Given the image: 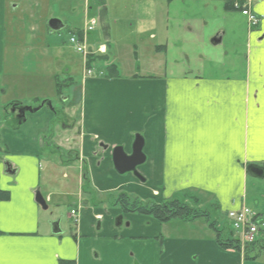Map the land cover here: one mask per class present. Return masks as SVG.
<instances>
[{
    "label": "crops",
    "instance_id": "1",
    "mask_svg": "<svg viewBox=\"0 0 264 264\" xmlns=\"http://www.w3.org/2000/svg\"><path fill=\"white\" fill-rule=\"evenodd\" d=\"M160 1L176 2V35L179 21L189 19L186 12L192 19L211 11L228 18L234 4H247L259 19L246 31L247 58L240 64L229 61L220 76L183 72L158 78L120 73L114 64L105 77L97 68L94 76L81 79L83 111L71 137L77 149L67 148L66 161L47 157L43 168L38 156L46 141L40 136L54 120L51 98L42 100L52 109L46 104L26 115L24 140L9 141L4 127L0 151L8 150L14 174H6L0 164V264H264L263 253L245 260L243 252L220 248L204 221L180 220L173 233L167 229L169 222L122 213L103 198L125 190L159 203L189 194L196 197L198 208L212 206L226 220L228 212L244 207L246 177L253 176L248 168L261 170L263 176L257 179L264 178V0ZM99 5L106 17L109 0H99ZM51 10L50 0H0V79L13 92L20 87L15 79L26 73L56 81L55 54L44 23L53 18ZM82 31L73 33L81 39ZM211 35V41L221 42L228 31ZM21 52L28 54L27 65ZM55 86V95L62 97ZM63 130L72 132L74 126L63 125ZM136 136L144 142L145 160L134 171L118 174L112 151L122 147L131 155ZM60 170L62 180L56 183L54 172ZM38 194L46 209L37 203ZM53 197L55 203L71 198L66 222L50 212ZM257 222V240L263 242L264 220L257 217Z\"/></svg>",
    "mask_w": 264,
    "mask_h": 264
},
{
    "label": "rangeland",
    "instance_id": "2",
    "mask_svg": "<svg viewBox=\"0 0 264 264\" xmlns=\"http://www.w3.org/2000/svg\"><path fill=\"white\" fill-rule=\"evenodd\" d=\"M50 1L51 16L59 19L63 25L61 30L47 33V44L55 54V71L58 74L56 81L53 83L49 76L26 73L24 78L15 79L20 87L18 86V89L13 92L9 84L5 82L6 79L4 77L0 79V136L2 129L8 128L6 138L9 141L24 140L28 132L27 128L14 125L16 124L14 118L9 116V111H5L10 103L16 101L23 106L35 109L43 102L42 98L48 97L52 100L56 114L49 129L40 136V140L46 141L45 148L41 150L42 154L38 156L41 168L48 161L47 157L53 161H66L67 148L77 149L71 137L78 130V120L81 111H83L80 99L84 60L82 54L76 53L68 41L71 36H76L73 32L85 30V25L89 20L94 19L96 26L93 31L85 32L86 44L93 51L98 46H95L96 43L104 44L108 48L105 56H94L91 76H94L93 72L100 68L106 77L109 65L111 67L116 65L117 71L120 73L149 74L158 78L176 77L177 74L183 72L220 76L228 70L225 66H228L229 61H237L240 64L241 60L247 58L245 36L250 25L247 17L241 15V11L238 9L233 10L234 13L232 16L230 14L228 18L222 15L221 11H211L192 19V14L186 12L190 20L179 21L181 30L176 35L175 1L167 4L166 1L160 0H147L148 3L145 0H109L106 17L102 14L103 8L99 5V0H89L90 8H87L88 0ZM50 19L48 17L44 20L45 26ZM221 29H227L228 35H225L219 44L212 45L211 38L216 33L211 34ZM188 30L191 32L189 33ZM106 34L109 37L106 38ZM228 51L229 53L226 55ZM27 56L28 54L24 55L26 65L28 63ZM29 72L32 71L29 70ZM25 82L29 83L27 89L22 88ZM57 83L60 85V92H62L60 98L55 95L54 91ZM64 102L72 108L65 107ZM34 114L36 113L33 112ZM63 125L74 126V130L72 132L71 130L65 131ZM4 152L0 151L2 166L10 164L8 150ZM72 154L75 155L74 152ZM72 161L75 164V160L72 159ZM49 165H47L49 168L54 169L50 162ZM75 165L77 166V164ZM54 175H57L54 182L59 183L62 180V170L54 172ZM121 192L127 193L125 190ZM121 192L103 196L108 207L120 209L118 206H113V202ZM127 194L138 198L130 193ZM70 199H63L59 203H55L53 197L52 202L48 203L50 212L54 211L57 218L61 217L66 222L67 213L71 207ZM175 199L176 196L168 200ZM177 199L184 200L182 197ZM196 200L194 195L188 194L184 201L192 204ZM163 201L166 200L161 202ZM148 202L154 201L148 199ZM243 206L264 220V178L257 179L247 175ZM206 212L211 221L221 225L219 230L223 234L229 233L231 228L227 219L225 220L220 213L215 212L212 206L206 209ZM177 222L183 223L174 219L167 224L169 232L176 233ZM69 223L70 221L68 222L70 226ZM261 225L264 228V222ZM233 234L234 238H241L240 231H233ZM262 253L264 255V252Z\"/></svg>",
    "mask_w": 264,
    "mask_h": 264
},
{
    "label": "trees",
    "instance_id": "3",
    "mask_svg": "<svg viewBox=\"0 0 264 264\" xmlns=\"http://www.w3.org/2000/svg\"><path fill=\"white\" fill-rule=\"evenodd\" d=\"M94 61V57H90L87 62V66L91 67ZM114 68H108L110 73ZM111 74H108L109 77ZM57 85L58 93H60V85ZM17 126V124H14ZM186 199V198H185ZM184 199V200H185ZM184 200H166L161 203L146 202L136 197H131L129 194L121 192L118 194L116 200L113 202V206H118L125 214H135L140 216H147L161 224L170 222L177 219L182 221L193 222L195 220L202 219L207 226L213 230L216 234V242L220 248L224 250H234L237 252H243L245 260H254L258 254L264 252V241H256L252 244H242L239 239L234 238L233 234H223V232L216 228V222L211 221L208 213L204 209H200L196 206V203H187ZM254 252H257L254 253ZM60 264H73L72 262L61 261Z\"/></svg>",
    "mask_w": 264,
    "mask_h": 264
},
{
    "label": "built area",
    "instance_id": "4",
    "mask_svg": "<svg viewBox=\"0 0 264 264\" xmlns=\"http://www.w3.org/2000/svg\"><path fill=\"white\" fill-rule=\"evenodd\" d=\"M236 9L241 10V14L247 17L248 24L250 27H256L259 24V19L251 14L248 10V5H240L238 3L234 4ZM96 26V22L94 19H91L86 24V29L83 32L82 38L78 39L76 36H71L69 38V45L73 48V50L82 54L84 59V77H91L92 70L87 67V58L92 55H104L106 53L105 45H98L93 51L86 44L85 32H91ZM76 212L71 211V215L75 217ZM226 218L230 222L231 228L233 231H240L241 240L240 242L244 245L252 244L257 241V235L259 231L258 222L256 221V215L247 208H242L238 211H230L226 214Z\"/></svg>",
    "mask_w": 264,
    "mask_h": 264
},
{
    "label": "water",
    "instance_id": "5",
    "mask_svg": "<svg viewBox=\"0 0 264 264\" xmlns=\"http://www.w3.org/2000/svg\"><path fill=\"white\" fill-rule=\"evenodd\" d=\"M47 27L50 33L59 31L63 28L62 22L59 19L52 18L48 21ZM220 42L219 38H215L211 41L213 45H217ZM51 105L49 104V107ZM39 108L35 109L37 111ZM28 112H31L30 108L26 109ZM144 146L143 140L139 137L136 136L133 144H132V151L131 155H126L123 151L122 147H116L112 151V162L114 165V168L118 174H124L127 172L134 171L135 168L139 165H141L145 157L142 153V149ZM249 172L256 178H261L263 176L262 171L254 168V167H249ZM5 173L8 175H13L14 171L11 169V165L7 164L4 166ZM36 201L37 203L43 208L46 209V204L44 199L40 194L36 196ZM120 217L116 220V224L119 226L120 225Z\"/></svg>",
    "mask_w": 264,
    "mask_h": 264
},
{
    "label": "flooded vegetation",
    "instance_id": "6",
    "mask_svg": "<svg viewBox=\"0 0 264 264\" xmlns=\"http://www.w3.org/2000/svg\"><path fill=\"white\" fill-rule=\"evenodd\" d=\"M46 104H48L47 107H49L48 101H43L39 105V107L42 109L44 106H46ZM27 108L31 109V113H33V111H35V109H37V108L33 109L32 107H26V106H23L22 104L13 102V103H10L9 107L6 108L5 111H9V116H12L14 118L15 123L18 126H21L26 121V115L28 113H30L26 110ZM49 108L52 109V106H50ZM38 110H40V109H38ZM10 111H12V112H10ZM52 111H54V113L56 114V111L54 109Z\"/></svg>",
    "mask_w": 264,
    "mask_h": 264
}]
</instances>
